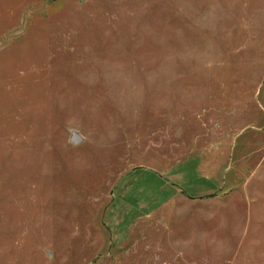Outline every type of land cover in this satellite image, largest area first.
I'll list each match as a JSON object with an SVG mask.
<instances>
[{
    "label": "rangeland",
    "instance_id": "1",
    "mask_svg": "<svg viewBox=\"0 0 264 264\" xmlns=\"http://www.w3.org/2000/svg\"><path fill=\"white\" fill-rule=\"evenodd\" d=\"M0 264H264V0H0Z\"/></svg>",
    "mask_w": 264,
    "mask_h": 264
},
{
    "label": "water",
    "instance_id": "2",
    "mask_svg": "<svg viewBox=\"0 0 264 264\" xmlns=\"http://www.w3.org/2000/svg\"><path fill=\"white\" fill-rule=\"evenodd\" d=\"M79 141H81V138L78 137V136H75V137H74V142H75V143H78Z\"/></svg>",
    "mask_w": 264,
    "mask_h": 264
}]
</instances>
